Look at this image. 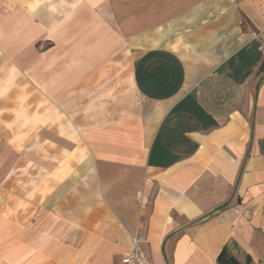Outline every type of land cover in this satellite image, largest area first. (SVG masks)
Masks as SVG:
<instances>
[{
	"label": "crops",
	"instance_id": "1",
	"mask_svg": "<svg viewBox=\"0 0 264 264\" xmlns=\"http://www.w3.org/2000/svg\"><path fill=\"white\" fill-rule=\"evenodd\" d=\"M133 238L264 264V0H0V264Z\"/></svg>",
	"mask_w": 264,
	"mask_h": 264
},
{
	"label": "built area",
	"instance_id": "2",
	"mask_svg": "<svg viewBox=\"0 0 264 264\" xmlns=\"http://www.w3.org/2000/svg\"><path fill=\"white\" fill-rule=\"evenodd\" d=\"M132 246L126 250L122 257V264H150V261L145 254L144 250L140 246V242L137 238H133Z\"/></svg>",
	"mask_w": 264,
	"mask_h": 264
},
{
	"label": "trees",
	"instance_id": "3",
	"mask_svg": "<svg viewBox=\"0 0 264 264\" xmlns=\"http://www.w3.org/2000/svg\"><path fill=\"white\" fill-rule=\"evenodd\" d=\"M202 220H203V219H200V220L196 221L195 223H199V222H201ZM226 250H227V248H225V249L223 250V252L221 253V255H220V257H219V262H222L223 258L225 257V255H226Z\"/></svg>",
	"mask_w": 264,
	"mask_h": 264
},
{
	"label": "rangeland",
	"instance_id": "4",
	"mask_svg": "<svg viewBox=\"0 0 264 264\" xmlns=\"http://www.w3.org/2000/svg\"><path fill=\"white\" fill-rule=\"evenodd\" d=\"M124 46H125V45H124ZM124 46H123V49L125 48ZM123 64H125V65H126L127 63H123Z\"/></svg>",
	"mask_w": 264,
	"mask_h": 264
}]
</instances>
